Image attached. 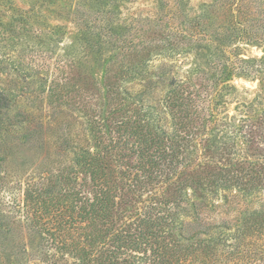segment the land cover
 Listing matches in <instances>:
<instances>
[{
  "label": "trees",
  "instance_id": "16d2710c",
  "mask_svg": "<svg viewBox=\"0 0 264 264\" xmlns=\"http://www.w3.org/2000/svg\"><path fill=\"white\" fill-rule=\"evenodd\" d=\"M90 2L74 0L69 14H105V23L114 13L112 8L101 7L89 11L86 3ZM160 6L153 12L157 16H131L123 20L126 23L120 22L129 36L104 26L105 32L116 35L135 52L136 58L130 62L135 66L133 72L144 71L143 83L132 97L139 101V109L131 120H114V135L108 139L103 137L100 118L98 122L96 117H85V129L101 131V137L92 132V149L86 139L81 142L75 138L73 163L49 168L44 180L28 182L21 205L15 204L22 208L16 224L24 221L28 225L25 241L10 242L18 232L13 228L14 217L2 222L0 228L4 233L2 250L15 251L13 247L19 246L12 254L18 261L22 253L35 248L36 236L45 239L48 234L58 249L73 251L75 264H264V55L246 54L249 46L264 44V0H212L194 15L188 14L183 0H175L174 8L166 3ZM86 19L82 28L91 33L96 18ZM139 20L145 21L151 35L139 31L144 29L143 24H136ZM187 51L194 53L189 73L179 76L178 71L166 70L165 63L148 68L152 56L165 58L164 54H170L179 60ZM71 60L59 62L57 69L65 74ZM64 74L62 78L67 77ZM57 75L47 88L48 99L53 90L56 93V103L50 102L56 130H51L47 142L51 139L61 149L64 144L73 147L75 140L57 132L60 122L73 126L79 116L65 108H58L55 114L61 91L67 92L73 85L70 79L75 77L60 83ZM233 75L259 80L260 107L244 104L234 122L228 115L219 119L210 105V116L203 118L206 108L202 103L210 100L206 96H213L208 80L216 83ZM162 85L168 88V106L180 113V129L166 140L169 145L151 149L146 113L140 110L153 107L154 102H146L144 96ZM117 101L118 97H111L114 105ZM5 102L1 97L0 107ZM194 114L195 122L205 124L211 119L212 123L199 138L196 126L185 122ZM38 135L44 140L41 132ZM192 149L201 155L190 162L187 154H193ZM154 157H167V169L178 172L177 177L164 181L167 186L160 199L149 188L152 167L147 164ZM188 186L191 196L185 194ZM143 194L147 201L138 205L137 198ZM35 252L32 264L52 256L49 251L42 255L41 249ZM25 264H30L29 260Z\"/></svg>",
  "mask_w": 264,
  "mask_h": 264
},
{
  "label": "rangeland",
  "instance_id": "374dc122",
  "mask_svg": "<svg viewBox=\"0 0 264 264\" xmlns=\"http://www.w3.org/2000/svg\"><path fill=\"white\" fill-rule=\"evenodd\" d=\"M183 1L188 14L194 15L204 3L212 0ZM161 3H166L168 8H174L175 0H113L112 2L91 0L90 3H86L89 11L92 12L98 7L114 10L110 19H106L104 23L102 16L105 14H78L76 17L72 16L74 14H69L75 4L74 0H0V98L6 101L0 107V228L2 222L11 221L14 217L13 228L18 232H15L17 236L13 234V238L10 235V242L19 240L23 242L27 236L25 230L28 227L27 222L21 221L20 226L16 222L22 213V208L19 206L28 182L34 179L44 180L49 168L62 167L61 164L68 162L73 163L76 157L77 139L75 138H81V142L86 139L91 150L92 132L101 137V131L91 132L85 129V117H96L98 122L100 118L104 124L103 137L108 139L109 136L114 135L112 132L114 120L120 118L131 120L135 116L140 103L132 97L143 83L144 71L138 74L133 72L135 66L130 62L136 58L135 52L126 48L119 38H115L116 35L105 32L104 26L129 36V30H125L120 22L126 23L123 20H129L131 16L138 18L157 16L158 14L153 12L161 8ZM86 18L90 20L96 18V27L91 28V33L82 28V22L86 21ZM136 24H143L144 29L139 31L151 35L145 29L148 25L144 20H139ZM246 52L250 56L260 57L264 55V44L249 46ZM164 55L165 58L159 56L152 58V56L150 62L148 61V68H158L165 63L166 70L171 68L172 71H178L179 76L191 71L194 56L192 51L178 56L179 60L175 59L176 56ZM69 60L71 62L67 66V72L61 73L57 69L58 63L62 61L66 63ZM57 72L59 73L57 76L61 77L60 83L72 75L75 77L70 79V84L73 83L72 87L68 88L67 92L61 91L63 94L58 99L61 104L55 108V114L58 108H65L72 111L74 117L79 116L73 126L60 122L62 127L57 132L63 136L69 135L75 140L73 147L64 144L61 149L55 147V143L50 142L51 139L47 142L49 133L55 128V121L50 112L53 111L51 105L56 103L54 100L56 93L53 90L54 94L48 99L47 88L48 85L53 84L51 82L53 77H55L54 81L57 80ZM131 73L135 77H131ZM63 74L67 77L62 78ZM208 82L212 84L209 90L213 96L211 98L206 96V99L210 100L202 103L206 108L202 113L203 118L210 116L211 108H208L210 105H213L215 110L213 112L220 117L219 119L228 115L234 122L239 118L241 106L244 104L256 105L255 109L260 107L257 97L260 92L258 79L233 75L226 81L217 80L213 83L212 79H209ZM167 89L164 85L157 86L153 94L144 96L146 102L148 100L154 102L153 107L148 109L145 106L143 108L145 110H140L141 114L146 113L144 117L148 121L151 149L156 148L157 145L158 147L169 145L166 140H170L180 129L178 123L180 113L170 108L165 100ZM124 91L130 96L127 97ZM203 93L204 91L201 90V95H204ZM113 96L119 99L115 105L111 102ZM51 99L54 101L50 104ZM82 104L85 105L80 109ZM195 118L194 114L190 121L185 118V122H188V126H196L195 135L199 138L212 128H210L212 123H210L211 119H208L205 124H199L195 122ZM71 121L73 122L72 119ZM39 132L44 140L39 139ZM191 151L194 153L187 154L188 160L196 161L201 153L193 149ZM166 158L154 157V161L150 158L147 164L152 167V169L148 168V172L152 171L151 183L149 186L148 182V186L151 191H156L157 199L164 194L167 186L164 181L178 175L177 171L172 172L167 169L168 158ZM185 194L192 195L190 186L185 188ZM132 197L135 201L136 197L134 195ZM144 197L145 194L137 198L138 205L147 201ZM17 203L18 207L15 205ZM4 213L9 216L4 217ZM3 234L0 232V242L3 241ZM35 241V248H29L30 252L27 250L22 253L21 261H18L17 255H12L19 251V246L13 247L15 251H3L0 244V264H25L28 260L32 264L35 261L33 257L36 254L35 250L38 249H41L42 255L46 251L52 253L50 258L41 259V264H75L76 256L73 251L70 248L58 249L56 242H52V236L46 234L45 239L36 236Z\"/></svg>",
  "mask_w": 264,
  "mask_h": 264
}]
</instances>
